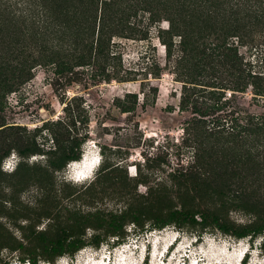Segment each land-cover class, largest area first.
I'll return each mask as SVG.
<instances>
[{
  "label": "trees",
  "instance_id": "16d2710c",
  "mask_svg": "<svg viewBox=\"0 0 264 264\" xmlns=\"http://www.w3.org/2000/svg\"><path fill=\"white\" fill-rule=\"evenodd\" d=\"M162 20L168 21V28L159 27V33L179 36L181 55L175 67L187 77L184 85L216 88L211 89L214 96L208 109L224 106L220 102L226 89L232 95L252 85L256 96H264V70L249 68L236 46L264 30V0H0V107L7 93L28 81L38 65H54L59 74L91 67L95 79L124 80L116 39L147 38L150 26ZM163 43L171 57L173 42ZM184 88L183 103L189 102V87ZM217 91L222 95H216ZM134 107L124 104L121 109ZM206 112H202L205 117ZM238 114L232 124L220 118L210 123L206 118L189 121L184 130L193 142L192 162L186 168L168 170L155 186L149 183L152 173L138 180L120 174L121 163L106 166L104 184L91 181L76 195L68 192L66 198L93 204L107 194L121 196L119 208L107 211L97 206L86 212L66 205L70 212L55 231H35L31 236L37 244L20 242L10 249H19L21 262L38 264L44 259L54 264L89 243L100 246L108 238L116 244L124 241L128 222L141 231L174 224L198 227L199 236L209 228L238 238L262 235L264 248V116L245 109ZM64 140L49 152V166L54 170L83 156L81 142ZM3 174L0 160V180ZM138 185L146 192L140 193ZM232 210L252 213L254 219L237 224L224 214ZM89 227L94 229L90 238ZM12 261L3 262L0 257L1 264Z\"/></svg>",
  "mask_w": 264,
  "mask_h": 264
},
{
  "label": "rangeland",
  "instance_id": "374dc122",
  "mask_svg": "<svg viewBox=\"0 0 264 264\" xmlns=\"http://www.w3.org/2000/svg\"><path fill=\"white\" fill-rule=\"evenodd\" d=\"M150 27L147 38L116 39L124 80L95 79L91 76V67L59 74L54 65L44 64L33 70L28 81L7 93L0 107V160L1 170L5 173L0 180V257L3 262L13 260V264H20L17 259L19 249L11 250L10 247L20 242L26 246L37 244V239L31 236L35 231H55L59 220L64 221L62 218L70 212L66 205L86 212L97 206L107 211L119 208L121 196L114 198L107 194L103 201L93 204L66 198L68 192H76V195L91 181L104 184L106 166L121 163L120 174L138 180H144L152 173L149 183L155 186L168 170L183 169L192 162L193 142L184 130L189 121L206 118L210 123L220 118L224 123L232 124L239 109L264 116V96H256L252 85L247 91L232 95L233 91L226 89L223 103L220 102L224 106L219 110L208 109L212 103L210 98L214 96L211 89L216 88L196 83L184 85L187 77L175 67L181 55L179 36L162 31L163 37L159 38V27L168 28L166 20ZM162 40L173 42L171 57L167 55ZM236 46L249 68L264 70V30L255 31L245 44L236 42ZM184 86L189 87L186 92L189 102L183 103ZM128 92L135 93V96L128 98ZM215 94L222 95L218 91ZM134 100H137L135 105ZM124 104L135 107L122 111ZM68 137L81 142L83 154L90 159L94 149L100 151L101 163L91 177L74 180L72 177L79 167L77 163L72 165V161L62 170L49 166V152L66 143L64 138ZM32 148L40 149L39 153H32ZM12 160H15V168L5 170L3 166L10 165ZM138 191L145 193L146 188L138 185ZM224 214L237 224L254 219L252 213L237 210ZM125 229L128 236L120 243L129 244L132 249L125 253L124 262L127 258L140 264L141 251L146 247L151 252V240L167 241L177 235L179 240L171 252L182 247L192 249L197 259L206 258L199 261L200 264H209L216 252H223L227 264H264L262 235L238 238L209 228L199 236L198 227L174 224L141 231L132 222H128ZM93 233L94 229L89 227L88 237ZM115 244L113 238H108L100 246L89 243L74 255L65 254L58 258L54 264H98L102 261L103 250L118 245ZM245 249L244 260L237 263L238 256ZM176 254L168 253L166 264H183L187 260L180 257L178 263L173 259L178 256ZM38 264L51 263L40 259ZM120 264L125 263L120 261ZM142 264H150L149 256Z\"/></svg>",
  "mask_w": 264,
  "mask_h": 264
},
{
  "label": "bare ground",
  "instance_id": "6f19581e",
  "mask_svg": "<svg viewBox=\"0 0 264 264\" xmlns=\"http://www.w3.org/2000/svg\"><path fill=\"white\" fill-rule=\"evenodd\" d=\"M80 160V161H79ZM78 161L79 162H77V166L79 167V168H82L83 170H84V172H88L89 174L91 173V174H93L96 170H97V165L96 166H94L93 165V162H92V159H90V157L89 156H87V155H83L82 157H81V159H79ZM101 163V162H100ZM94 166V167H93ZM177 241V240H176ZM175 241V242H176ZM174 242V243H175ZM174 243H173V245H174ZM222 248V247H221ZM216 251V250H215ZM223 251V250H222ZM127 253V252H126ZM201 254V253H200ZM222 254H223V252H216V254H213V257L211 258V260H210V263L209 264H227V261L225 260V258L226 257H223L222 256ZM126 255V254H125ZM177 255V254H176ZM203 255V254H202ZM127 256V255H126ZM128 256H129V254H128ZM165 257H166V254H165ZM131 258V257H130ZM133 258H134V256H133ZM162 259V258H161ZM205 257L204 258H202L201 257V259L199 260V261H205ZM135 262H136V260H134V259H132V260H128L127 258H125V262H124V259H123V263H125V264H135ZM102 263V261H100L98 264H101ZM97 264V263H96Z\"/></svg>",
  "mask_w": 264,
  "mask_h": 264
},
{
  "label": "clouds",
  "instance_id": "9594fccd",
  "mask_svg": "<svg viewBox=\"0 0 264 264\" xmlns=\"http://www.w3.org/2000/svg\"><path fill=\"white\" fill-rule=\"evenodd\" d=\"M95 146V145H94ZM94 146H92V149H94ZM84 155V154H83ZM14 157V156H13ZM91 157L93 158V165L94 166H96L97 165V167L100 165V162H101V160H102V156H101V153H100V151L99 150H95L94 149V151L92 152V154H91ZM75 161H78V160H73L72 162H71V164L73 165L74 164V162ZM80 161V160H79ZM13 162H15V160H12V162H10L9 164L10 165H12V166H10V165H7L6 167H4L3 166V168L5 169V170H13L14 168H15V164L13 163ZM93 166V167H94ZM79 170H75V173H74V176L72 177L74 180H80V179H82V178H85V177H91V173L89 174L88 172H85L84 173V175H83V177H81V171H82V168H78ZM78 174H80V177H78ZM27 264H30L29 262H26Z\"/></svg>",
  "mask_w": 264,
  "mask_h": 264
}]
</instances>
